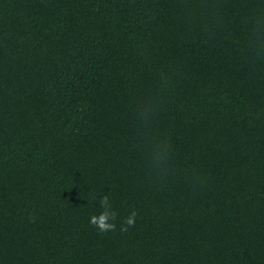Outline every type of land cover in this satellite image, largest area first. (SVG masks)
<instances>
[{"label": "trees", "instance_id": "1", "mask_svg": "<svg viewBox=\"0 0 264 264\" xmlns=\"http://www.w3.org/2000/svg\"><path fill=\"white\" fill-rule=\"evenodd\" d=\"M0 264H264V0H0Z\"/></svg>", "mask_w": 264, "mask_h": 264}, {"label": "clouds", "instance_id": "2", "mask_svg": "<svg viewBox=\"0 0 264 264\" xmlns=\"http://www.w3.org/2000/svg\"><path fill=\"white\" fill-rule=\"evenodd\" d=\"M152 166L160 170L161 172L169 169L170 167V152L167 147H161L156 149L155 153L151 157ZM97 199V198H96ZM99 208L102 209L99 215H93L89 219V223L95 226L99 232L106 233L109 231H115L118 213L113 209L112 203L108 195H104L103 198L97 199ZM137 211L133 210L129 216H127L123 224L121 225V231L126 232L128 228L134 227Z\"/></svg>", "mask_w": 264, "mask_h": 264}]
</instances>
